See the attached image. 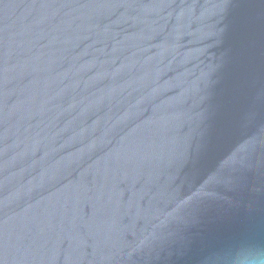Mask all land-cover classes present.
<instances>
[{
  "label": "water",
  "instance_id": "95a60500",
  "mask_svg": "<svg viewBox=\"0 0 264 264\" xmlns=\"http://www.w3.org/2000/svg\"><path fill=\"white\" fill-rule=\"evenodd\" d=\"M264 257V0H0V264Z\"/></svg>",
  "mask_w": 264,
  "mask_h": 264
},
{
  "label": "clouds",
  "instance_id": "9594fccd",
  "mask_svg": "<svg viewBox=\"0 0 264 264\" xmlns=\"http://www.w3.org/2000/svg\"><path fill=\"white\" fill-rule=\"evenodd\" d=\"M247 264H264V257H256L248 261Z\"/></svg>",
  "mask_w": 264,
  "mask_h": 264
}]
</instances>
